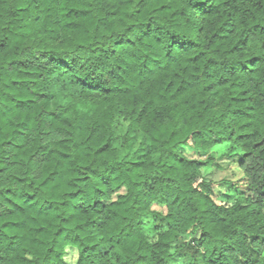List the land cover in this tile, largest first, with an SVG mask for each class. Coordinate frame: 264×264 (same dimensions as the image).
<instances>
[{"label": "trees", "instance_id": "trees-1", "mask_svg": "<svg viewBox=\"0 0 264 264\" xmlns=\"http://www.w3.org/2000/svg\"><path fill=\"white\" fill-rule=\"evenodd\" d=\"M0 264H264V0H0Z\"/></svg>", "mask_w": 264, "mask_h": 264}, {"label": "rangeland", "instance_id": "rangeland-1", "mask_svg": "<svg viewBox=\"0 0 264 264\" xmlns=\"http://www.w3.org/2000/svg\"><path fill=\"white\" fill-rule=\"evenodd\" d=\"M126 129H127V123H125L124 128L122 129V131L120 132V134L122 136L125 135L126 133ZM131 135V134H130ZM130 140L128 141V143L126 144L127 149L130 151V156L128 158H130L132 161H138V160H143V158H145L146 152H147V147L141 143L140 139H134L129 137ZM217 177H219L221 174L220 173H216ZM222 192L224 194L227 195H234L233 198H236L237 196H244L247 193V190H244L243 193H240L239 191L234 192L231 190H222ZM240 193V194H239ZM221 200H224L225 197L223 196V194H221ZM218 199V196H217ZM153 209L159 210L161 212H164L163 208L154 205ZM75 251L73 250H68L65 258L67 261H73L75 259Z\"/></svg>", "mask_w": 264, "mask_h": 264}]
</instances>
